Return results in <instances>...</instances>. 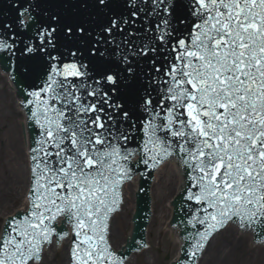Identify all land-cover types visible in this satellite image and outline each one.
<instances>
[{
	"label": "snow or ice",
	"instance_id": "6c2138e0",
	"mask_svg": "<svg viewBox=\"0 0 264 264\" xmlns=\"http://www.w3.org/2000/svg\"><path fill=\"white\" fill-rule=\"evenodd\" d=\"M42 2L17 5L39 80L20 103L39 131L26 207L0 223V264L38 262L63 221L72 264H123L108 238L122 182L170 157L191 202L177 264H197L229 222L264 235V0ZM19 42L0 35V52Z\"/></svg>",
	"mask_w": 264,
	"mask_h": 264
},
{
	"label": "bare ground",
	"instance_id": "6f19581e",
	"mask_svg": "<svg viewBox=\"0 0 264 264\" xmlns=\"http://www.w3.org/2000/svg\"><path fill=\"white\" fill-rule=\"evenodd\" d=\"M15 86L9 74L0 67V219L1 223L8 215L27 204V189L30 185L29 133L26 127L21 100L15 94ZM154 171V180L149 186L151 216L146 228V238L153 226L161 234L170 217L172 200L183 181L181 165L176 157L163 160ZM20 200L15 204L16 200ZM156 207V208H155ZM168 225V224H167ZM171 240L181 244L178 230L169 227ZM219 236V237H218ZM250 231L240 232L230 224L225 230L214 235L208 242L199 264H264V244L254 245ZM221 239V245L212 253L208 250L213 241ZM215 239V240H214ZM245 242H247L245 244ZM215 245V244H213ZM177 249V247H176ZM209 252V253H208ZM143 252H139L141 254ZM134 253L130 259L135 258ZM178 257L176 251L173 261ZM127 261L124 264H128ZM144 264H154L147 257Z\"/></svg>",
	"mask_w": 264,
	"mask_h": 264
},
{
	"label": "water",
	"instance_id": "95a60500",
	"mask_svg": "<svg viewBox=\"0 0 264 264\" xmlns=\"http://www.w3.org/2000/svg\"><path fill=\"white\" fill-rule=\"evenodd\" d=\"M0 1L1 3H4L6 0H0ZM7 15H10L9 12L0 7V16L4 17L5 23L12 24L13 22L10 21ZM6 61L7 60L5 59L2 61V63L6 65ZM130 99L131 97L126 101V104L129 107H131ZM30 135H32L31 132L29 133V136ZM29 148H31L30 144H29ZM170 158L173 159L174 157H170ZM166 159L167 158H165L164 160ZM181 173H182V170H181ZM133 174H130V178L132 177L131 180L125 181L124 183H122L121 192H122L123 204L120 207L121 208L120 213H115L109 221L108 238H109V243L111 247L115 251L122 248L127 236L129 235V231L127 228H129V225L131 223L128 220V217L131 216L132 212L135 209V192H136V187L138 186V178H139L137 174H135V176H133ZM183 183L184 182H180L179 190L182 188ZM27 193H28V189H27ZM141 197L142 196H139L138 210L135 215L136 227H138L141 224L140 220L143 219V212L146 211V200H144L143 197L142 198ZM187 204H189V202H182V207H183L182 214L184 217H186L185 213L188 212V209H185L186 208L185 205ZM25 207L26 206H24L21 209H18L17 207L16 213L23 211ZM8 216H11V215H8ZM58 224H60V222H58ZM50 241L51 243L48 246L49 248L46 247L47 246L46 243L43 245L44 247H43L42 258H41L42 262L41 261L40 263L34 262V264H69L68 257H69V250H70V236H68L66 239L57 241L56 237L53 235ZM45 248L47 249L45 250ZM178 257L175 258L174 261H176Z\"/></svg>",
	"mask_w": 264,
	"mask_h": 264
},
{
	"label": "rangeland",
	"instance_id": "374dc122",
	"mask_svg": "<svg viewBox=\"0 0 264 264\" xmlns=\"http://www.w3.org/2000/svg\"><path fill=\"white\" fill-rule=\"evenodd\" d=\"M1 133V130H0ZM20 202V200H16L15 204ZM156 208V207H155ZM1 223V219H0ZM219 237V236H218ZM215 240V239H214ZM149 242L150 248L147 251L137 255L135 258L131 259L128 264H144L147 257H151L154 261V264H168V260L172 258L175 252L176 245L171 240V236L169 232L164 228L162 229L161 234H158V230L155 226L152 227L149 234ZM221 239H217V241H213V245L210 246L209 252H213L217 249L219 244L221 245ZM247 242H245L246 244ZM208 252V253H209Z\"/></svg>",
	"mask_w": 264,
	"mask_h": 264
}]
</instances>
